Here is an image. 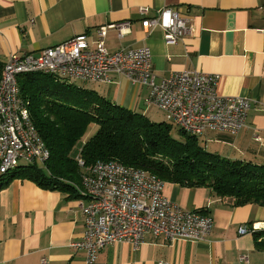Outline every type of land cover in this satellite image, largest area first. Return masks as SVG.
<instances>
[{"label":"crops","instance_id":"1","mask_svg":"<svg viewBox=\"0 0 264 264\" xmlns=\"http://www.w3.org/2000/svg\"><path fill=\"white\" fill-rule=\"evenodd\" d=\"M165 7L176 8L192 25L175 45L164 43L160 29L146 35L141 27L143 18ZM140 8H146L145 17ZM127 21L130 33L122 39L107 30L106 50L149 47L156 82L181 71L218 76L219 96L246 97L251 108L246 129L206 132L213 133L207 141L218 145L222 157L264 163V0H0V62L12 54L39 58L43 50L78 35L94 48L97 28ZM95 85L91 90L105 99L145 114L146 87L118 74ZM163 195L184 209L209 214L210 234L198 242H166L147 234L138 250L124 241L106 246L95 264H264L258 240L238 232L264 223V207H234L208 188L165 182ZM83 230L79 197L44 190L27 179H14L0 190V264H87L85 254L70 247Z\"/></svg>","mask_w":264,"mask_h":264},{"label":"built area","instance_id":"2","mask_svg":"<svg viewBox=\"0 0 264 264\" xmlns=\"http://www.w3.org/2000/svg\"><path fill=\"white\" fill-rule=\"evenodd\" d=\"M139 12L145 17L147 10L140 8ZM130 26L127 21L97 28L94 48L89 47L85 35H78L43 50L39 58L10 55L0 78V174L20 164L43 167L49 159V151L31 120L28 102L20 97L18 77L30 73L100 84L110 83L112 74L121 75L133 86L146 87L149 93L145 105L159 109L188 135L236 134L247 128L251 101L246 97L219 96L218 76L181 71L156 82L149 47L109 53L104 44L107 30L114 29L122 39L130 33ZM141 27L146 35L160 29L166 45L177 44L192 29L189 20L174 7L143 18ZM76 161L81 182L75 189L84 230L70 247L83 252L87 264H95L108 245L124 241L138 250L147 234L166 242H198L210 234L212 217L171 202L163 195L164 182L157 176L116 161H99L88 167L79 156ZM256 230H264V223L253 224L250 230L243 226L238 232L243 235ZM240 260L247 263L245 256ZM45 263L42 260L41 264Z\"/></svg>","mask_w":264,"mask_h":264},{"label":"trees","instance_id":"3","mask_svg":"<svg viewBox=\"0 0 264 264\" xmlns=\"http://www.w3.org/2000/svg\"><path fill=\"white\" fill-rule=\"evenodd\" d=\"M3 65L0 62V78ZM43 73L18 77L20 97L28 102L31 120L46 148L45 165L20 164L0 174V190L14 179H27L44 190L79 195L81 169L76 156L91 166L99 161H116L153 174L165 183L188 188L205 187L213 196L231 199L232 206L264 207V163L230 160L208 152L199 137L178 129L182 139L172 136V127L154 123L100 96ZM90 125L96 132L74 149ZM257 247L264 251V230L253 231Z\"/></svg>","mask_w":264,"mask_h":264},{"label":"rangeland","instance_id":"4","mask_svg":"<svg viewBox=\"0 0 264 264\" xmlns=\"http://www.w3.org/2000/svg\"><path fill=\"white\" fill-rule=\"evenodd\" d=\"M70 83L79 86V87H83L86 89H93L95 88L97 85H95V83H89V82H82V81H78V80H72ZM144 116H146L151 122L154 123H161V122H165L166 124L170 125L172 127V131L171 134L174 138L176 139H182V135H179L178 133V128L169 120L166 119L165 115L163 112H161L159 109L155 108V107H148L145 110V114ZM97 130V126L96 125H90L87 129L86 134L84 135V137L81 139V141L77 144V146L74 149V155H79L80 153V148L82 147V144L88 139L90 138ZM213 133H208L207 135H204L202 137H199V141L202 144V146L211 153H216V151H218L217 144H213V142L207 141V139H210V137L212 136ZM40 166V165H39Z\"/></svg>","mask_w":264,"mask_h":264}]
</instances>
